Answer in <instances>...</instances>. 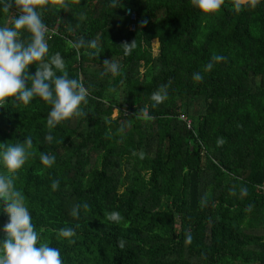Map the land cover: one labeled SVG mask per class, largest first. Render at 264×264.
Segmentation results:
<instances>
[{
	"label": "trees",
	"instance_id": "16d2710c",
	"mask_svg": "<svg viewBox=\"0 0 264 264\" xmlns=\"http://www.w3.org/2000/svg\"><path fill=\"white\" fill-rule=\"evenodd\" d=\"M67 4L38 7L49 54L87 89L84 115L50 129L38 98L0 105V143L33 141L13 183L41 240L60 248L63 264H264V1L222 0L208 18L191 0ZM15 14H0V24ZM132 42L125 54L120 46ZM216 54L224 61L204 71ZM163 84L167 98L152 107L149 94ZM41 151L53 166L39 162ZM113 210L119 224L105 219ZM60 227L75 228L74 243Z\"/></svg>",
	"mask_w": 264,
	"mask_h": 264
},
{
	"label": "clouds",
	"instance_id": "9594fccd",
	"mask_svg": "<svg viewBox=\"0 0 264 264\" xmlns=\"http://www.w3.org/2000/svg\"><path fill=\"white\" fill-rule=\"evenodd\" d=\"M46 0H0V14L10 13L15 8L10 24H0V105L20 104L30 106L36 98L49 105L46 117L48 128L58 123L84 115L83 105L87 103V89L82 80L69 77L65 70V62L59 52L49 54L46 38L47 25L41 16V8ZM192 6L204 18L214 14L222 4V0H191ZM60 7H68L67 0H60ZM134 42V41H133ZM123 44L124 53L133 46ZM83 41L78 42L75 46ZM225 57L216 54L204 65V71L213 68V62L224 61ZM103 63L107 71L115 74L118 65L105 59ZM34 66V72H29ZM103 75V73H101ZM193 81L202 79L201 73L195 71L191 75ZM167 84L159 86L149 94L152 107L167 98ZM141 113L147 116V106ZM44 140L52 143L53 136L46 134ZM31 136H23L16 143H0V168L9 175L0 173V213L7 220L0 225V264H63L61 250L51 246L40 238V233L32 223V216L25 203V196L14 186L13 177L32 155ZM39 162L45 167L53 166L55 156L41 151ZM59 181L53 179L50 186L57 189ZM241 195L246 193L240 189ZM87 203L74 205L71 210L73 217H79L80 209L87 208ZM109 222L119 224L123 219L118 211L105 214ZM58 237L71 244L75 235L74 227H60L56 230ZM191 235H185V242H190ZM122 239L117 241L123 246Z\"/></svg>",
	"mask_w": 264,
	"mask_h": 264
},
{
	"label": "built area",
	"instance_id": "2783aa9c",
	"mask_svg": "<svg viewBox=\"0 0 264 264\" xmlns=\"http://www.w3.org/2000/svg\"><path fill=\"white\" fill-rule=\"evenodd\" d=\"M127 14L128 15H131V19L134 20L135 19V15L131 12V10H127ZM130 29L131 30H134L135 29V26L134 24L130 25ZM181 118L184 119V120H187V118L184 116V115H181ZM188 123H190V121H188Z\"/></svg>",
	"mask_w": 264,
	"mask_h": 264
},
{
	"label": "rangeland",
	"instance_id": "374dc122",
	"mask_svg": "<svg viewBox=\"0 0 264 264\" xmlns=\"http://www.w3.org/2000/svg\"><path fill=\"white\" fill-rule=\"evenodd\" d=\"M152 44H153L154 53L157 54V52H158V42H157V41H153ZM117 114H118V112H117V110L115 109V110H114L113 117H116Z\"/></svg>",
	"mask_w": 264,
	"mask_h": 264
},
{
	"label": "water",
	"instance_id": "95a60500",
	"mask_svg": "<svg viewBox=\"0 0 264 264\" xmlns=\"http://www.w3.org/2000/svg\"><path fill=\"white\" fill-rule=\"evenodd\" d=\"M231 1L237 2L239 4H246L251 1H264V0H231Z\"/></svg>",
	"mask_w": 264,
	"mask_h": 264
}]
</instances>
